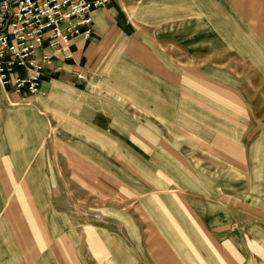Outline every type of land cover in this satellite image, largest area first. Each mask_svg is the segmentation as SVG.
Returning <instances> with one entry per match:
<instances>
[{
    "label": "rangeland",
    "instance_id": "1",
    "mask_svg": "<svg viewBox=\"0 0 264 264\" xmlns=\"http://www.w3.org/2000/svg\"><path fill=\"white\" fill-rule=\"evenodd\" d=\"M102 14L115 45L83 85L57 71L35 96L0 91V117L15 102L44 128L41 149L28 130L13 141L8 172L35 160L60 193L73 264H264V0Z\"/></svg>",
    "mask_w": 264,
    "mask_h": 264
},
{
    "label": "crops",
    "instance_id": "2",
    "mask_svg": "<svg viewBox=\"0 0 264 264\" xmlns=\"http://www.w3.org/2000/svg\"><path fill=\"white\" fill-rule=\"evenodd\" d=\"M116 3L117 0L108 8L113 9ZM90 16L93 20L92 36L89 39L76 37L71 46L72 59L65 63L55 62L46 75L58 71L66 81L74 80L83 85L109 58L115 45L111 39L114 34L113 22L104 18L102 9L92 10ZM58 65H62L60 70L55 69ZM76 73L84 75L85 79H77ZM15 106L17 104L11 102L9 115L0 117V143L4 146V151L0 153L2 172L11 169L13 158L18 155V148L13 147V141L18 143L17 140L26 130L38 141L35 146L41 149L43 123L33 117L30 109H13ZM80 107L83 108L82 114H85L84 106ZM25 161L22 159L18 162L15 174L8 172L10 178L13 177L14 192L0 204V264H73L72 229L62 225L58 219L60 213L56 209H50V205L60 204L57 201L60 193L55 186L45 184L35 160ZM59 248L64 249L60 251ZM62 251H66V254L62 255Z\"/></svg>",
    "mask_w": 264,
    "mask_h": 264
},
{
    "label": "built area",
    "instance_id": "3",
    "mask_svg": "<svg viewBox=\"0 0 264 264\" xmlns=\"http://www.w3.org/2000/svg\"><path fill=\"white\" fill-rule=\"evenodd\" d=\"M114 1L0 0L1 91L21 99L40 93L50 67L72 59V41L92 36L90 12ZM75 77L85 79L79 73Z\"/></svg>",
    "mask_w": 264,
    "mask_h": 264
}]
</instances>
